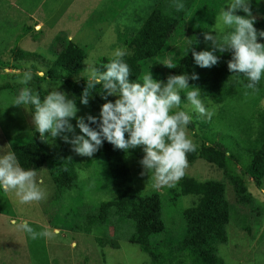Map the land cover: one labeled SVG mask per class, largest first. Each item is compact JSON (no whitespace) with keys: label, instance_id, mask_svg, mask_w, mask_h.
Returning <instances> with one entry per match:
<instances>
[{"label":"trees","instance_id":"16d2710c","mask_svg":"<svg viewBox=\"0 0 264 264\" xmlns=\"http://www.w3.org/2000/svg\"><path fill=\"white\" fill-rule=\"evenodd\" d=\"M224 1L161 0L141 28L118 30L117 44L129 52L124 59L130 67V80H140L149 71L154 79L165 82L170 75L184 72L190 77L193 72L198 74L196 80L189 78V85L199 87L202 100H211L218 111L209 112L207 117L195 111L188 127L195 129L198 125L202 131L210 128L221 140L212 144H196V151L188 153L186 158L189 163L203 159L221 169L224 178L233 185L237 198L234 204L228 199L226 185L221 180H200L185 173L178 181V186L170 189L173 205L180 196L194 197L193 203L182 212L185 230L173 241L163 239L162 236L167 231L164 195L158 190L144 192L140 189L129 161L128 150L114 148L105 141L99 150L104 157L114 197L99 203L95 217L102 224L115 217L118 221H127L132 230L129 241L148 254L152 264H224L219 252L222 244L229 243L227 227L230 222L241 224L251 235L254 224L259 230L262 227V220L259 218L262 215L261 207L250 192L245 175L251 177L257 185L264 184V107L259 106L264 98V78L255 89L247 88V81L228 69L230 51H217L215 54L219 57L218 62L211 67L197 66L191 50L186 53L189 41L197 51L205 49L203 33L212 27ZM177 3H183L184 7L177 8ZM253 5L256 10L253 15L254 27L264 30V0H255ZM10 29L15 30L13 26ZM34 29L31 26L23 27L17 38H23ZM39 33L42 31H36V36ZM258 40L264 42V38L258 37ZM49 49L55 57L56 67L37 68L33 71L32 80L23 85L31 87L33 81L39 82L38 79L48 76L64 81L78 106L81 104L80 95L86 86L85 78L78 73L85 66L87 49L69 38L68 33L61 31L55 35ZM12 55L19 63L24 60L36 63L40 62V58L44 59L40 52L20 48L18 43L12 48ZM108 57H100L95 66L103 70L102 65L107 62ZM169 58L175 67L169 68L162 63ZM15 67L18 65L15 64ZM40 70L45 73L43 77L35 75ZM12 87L6 83L0 86V91ZM95 91H99V86ZM108 99L114 100L115 97L109 96ZM104 102L97 93L89 96L91 115L98 117L100 106ZM186 103L189 102L182 91L180 108L185 109ZM11 149L24 168L39 171L46 165L59 192L73 188L79 177L77 169L89 166L73 157L64 142L47 150L45 141L40 139L38 132H34L28 142L11 143ZM143 154L135 150L132 157L140 175L146 174L139 163ZM249 206L254 211L251 209L248 213L241 208ZM249 220L252 221L250 224ZM105 242L118 246L116 240L109 239Z\"/></svg>","mask_w":264,"mask_h":264},{"label":"rangeland","instance_id":"374dc122","mask_svg":"<svg viewBox=\"0 0 264 264\" xmlns=\"http://www.w3.org/2000/svg\"><path fill=\"white\" fill-rule=\"evenodd\" d=\"M12 1L18 6L11 5V0H0V86L6 83L10 84V87L13 86L12 89L0 91V147L5 146L4 150L11 151V143L28 142L35 132L31 111L23 106L11 104L18 92L25 87L20 82L17 70L30 68L33 72L37 68L56 67L55 57L49 46L60 31L68 33L69 38L87 49L86 61L91 60L96 63L100 57L109 56L119 47L117 44L119 29L124 31L126 28L130 30L141 28L161 0H127L121 14L118 10L120 0H88L89 3L95 2L96 4L92 5L95 7L89 5L87 0H59L57 4L53 3L54 0L45 2L35 0L36 12L33 17L27 10L30 8L31 0ZM254 1L251 0L250 4L253 15L256 13ZM21 2L25 6H21ZM60 10L62 15H59ZM239 14L244 13L241 11ZM10 26L16 31L11 30ZM28 26L35 29L18 39V33L23 27ZM38 30L42 33L36 36ZM16 43L20 48L40 52L44 55V59L40 58V62L36 63L26 60L23 63L17 62L12 55V48ZM210 46H212L211 42H206L205 49ZM15 64L18 67H15ZM85 67L86 65L81 73H84ZM74 78L78 77L74 76ZM38 81H33L31 88L41 96L46 90L58 86V90L65 91L69 97H72L64 81L49 76ZM204 103L207 111L203 116L207 117V113L218 111V107L211 100ZM259 106L264 107V98ZM77 108V116L86 117L87 114L92 113L90 104H79ZM185 109L191 115L195 112L190 103H186ZM71 122L75 126L74 118ZM201 129L198 125L195 129L188 127L196 144L203 142L212 144L221 140L212 129L206 128L205 131ZM62 142L64 141L57 136L52 142L45 144L50 151ZM66 145L71 155L80 163L89 164L88 167L82 166L77 169L79 177L73 188L59 192L45 165L41 170L36 171L38 180L42 181L40 185L44 192L42 200L21 203L14 193L0 192V264H152L150 256L137 244L129 241L132 230L127 221H118L115 217L103 224L97 222L95 215L98 213L99 203L114 197L100 150L92 157H86L72 151L68 143ZM135 150L143 152V149L142 146L128 149L137 186L144 192L158 190L164 195L167 231L162 238L173 241L185 230L182 212L193 203L194 197L180 196L173 205L170 189L176 188L178 182L173 187L154 188L151 173L139 174L132 158ZM185 173L200 180H221L226 185L228 199L233 204L236 203L234 187L224 178L221 169L203 159H197L194 163L188 161ZM245 177L250 192L255 197L257 205L261 207L262 215L259 218L262 220V227L259 230L254 224L251 235L241 227V224L230 222L227 227L229 243L222 244L219 252L224 264H264V184L257 185L251 177L247 175ZM241 208L248 213L252 209L251 206ZM249 216L252 218L251 215ZM23 220H27L37 232L47 230L50 235L32 239L29 234L17 227ZM251 222L249 220V224ZM57 228L60 230L58 235L53 233ZM109 239L116 240L118 246L105 242Z\"/></svg>","mask_w":264,"mask_h":264},{"label":"clouds","instance_id":"9594fccd","mask_svg":"<svg viewBox=\"0 0 264 264\" xmlns=\"http://www.w3.org/2000/svg\"><path fill=\"white\" fill-rule=\"evenodd\" d=\"M250 4L251 0H225L212 27L203 33L204 40L210 41L212 46L197 51L189 41L186 53L191 50L197 66L211 67L218 62L217 51H230L229 71L244 78L247 88L255 89L264 78V42L258 40V37L264 38V30L254 27ZM176 6L184 7L183 3ZM241 11L243 15L239 14ZM126 55H129L126 48L117 47L102 65L103 70L89 60L85 62L84 73H78L86 81L80 103L87 105L93 93L105 101L98 117L77 116L76 98L58 90V86L46 90L43 96L31 87H24L11 104L31 111L34 130L42 141L52 142L59 136L80 156L92 157L105 141L125 151L142 146L144 154L139 163L144 172L151 173L153 187H173L185 174L187 154L197 148L188 130L193 116L180 108L181 92L194 111L202 115L207 111L201 89L188 82L189 78L198 79V74L193 72L190 77L184 72L170 75L165 82L154 79L149 71L140 80H130ZM162 63L169 68L175 67L171 58ZM17 75L23 84L33 78L30 68L17 70ZM35 75L43 77L45 73L40 70ZM97 86L98 92L95 91ZM109 96L115 99H108ZM73 118L75 126L71 122ZM4 149L5 146L0 147V192L14 193L21 203L42 200L44 192L37 172L22 167L15 152ZM17 227L32 239L50 235L47 230L37 232L27 220ZM59 232L58 228L53 230L54 234Z\"/></svg>","mask_w":264,"mask_h":264},{"label":"crops","instance_id":"0c3cea01","mask_svg":"<svg viewBox=\"0 0 264 264\" xmlns=\"http://www.w3.org/2000/svg\"><path fill=\"white\" fill-rule=\"evenodd\" d=\"M45 1H47V0H44V2ZM127 0H120V8L118 9L119 11H120V13H119V11H117L119 14H121V10L123 9V5H124V3L126 2ZM34 2H35V0H31V4H30V8L29 9H27L28 10V12H29V14L30 15H32V17H33V14L36 12V8L34 7ZM56 2H59V0H54V2L53 3H56ZM87 3L89 4V5H93L94 3H89L88 2V0H87ZM11 5H13V6H18L16 3H14L12 0H11V3H10ZM57 4V3H56ZM96 4V3H95ZM21 6H25L24 4H22V2H21ZM92 7H95V5L94 6H92ZM35 8V9H34ZM59 15H62V11L60 10V13H59ZM43 20H44V22H45V19L43 18Z\"/></svg>","mask_w":264,"mask_h":264}]
</instances>
